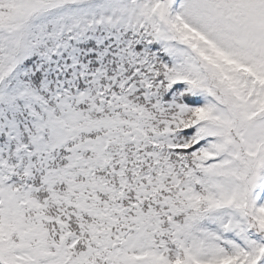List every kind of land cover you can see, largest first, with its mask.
I'll return each instance as SVG.
<instances>
[{
	"label": "snow or ice",
	"instance_id": "6c2138e0",
	"mask_svg": "<svg viewBox=\"0 0 264 264\" xmlns=\"http://www.w3.org/2000/svg\"><path fill=\"white\" fill-rule=\"evenodd\" d=\"M0 264H264V0H0Z\"/></svg>",
	"mask_w": 264,
	"mask_h": 264
}]
</instances>
